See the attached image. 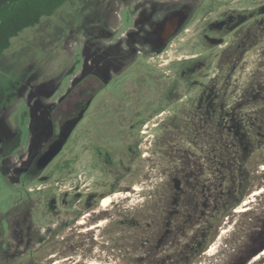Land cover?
Here are the masks:
<instances>
[{"label": "flooded vegetation", "instance_id": "af4514ba", "mask_svg": "<svg viewBox=\"0 0 264 264\" xmlns=\"http://www.w3.org/2000/svg\"><path fill=\"white\" fill-rule=\"evenodd\" d=\"M202 2L118 0L110 5L114 14L112 26L102 24L101 18L94 24H85L86 36L96 41L98 47L88 49L80 73L62 92L54 96L52 92L57 86L43 85L48 87L45 95L27 97L20 93L34 87L33 84L18 86L14 106L19 100L21 114L14 121L6 118L14 127L5 117L0 123L4 126H0V173L20 188L17 199L5 213L8 238L4 263H85L94 254L101 256L95 253L98 248L105 251V255L111 251L116 258L118 252L122 253V257L126 256L125 264H174L187 254L194 258L199 246H205L209 219L213 215L208 214L210 197L221 201L224 210L247 200L241 202L252 176L247 173L246 183H237L236 189L241 195L228 206L230 190H225L226 180L221 176L218 162L211 159L212 143L205 157L201 146L206 142L205 146L209 147L213 132L217 131L225 142L229 143L232 136L242 151L250 153L253 145L250 137L257 136L264 127L261 117L264 110V29L261 27L264 2L257 8L263 22L261 17L256 20L255 31L236 32L235 49L241 78L238 98L230 101L229 80L225 79L219 86L209 87L205 99L197 97L194 108L198 112L192 117L178 111L173 113L179 121L176 129L180 138L176 141L180 147L189 146L190 152L182 159L178 157V170L172 175H163L158 186L146 184L142 192H134L138 189L134 183L140 166L150 157L145 148L152 134L146 129L153 117L138 123L128 117H121L120 121L111 119L102 124L104 127L89 123V108L111 67L124 70L135 57L158 56L181 34L190 36L187 40L191 38L190 46L196 51L201 50V39L211 40L202 28L188 33L195 20L203 23L205 16L202 15L211 11L202 9ZM233 20V15H226L208 20V25L233 31ZM153 34L159 39L174 35L157 51L159 43L152 40ZM106 39L110 43L102 42ZM213 40L218 46L223 43L222 38ZM204 56L203 51H197L177 57L176 62L178 68L195 69L206 64ZM79 114L62 148L39 168V156L57 139L61 127ZM163 122L159 119L151 125L164 129ZM80 125V132L69 143ZM162 146H166L163 141ZM135 195H141V201L134 200ZM106 196H110V200L103 206ZM198 215H209L200 237L196 229L192 233L188 231L196 228Z\"/></svg>", "mask_w": 264, "mask_h": 264}, {"label": "rangeland", "instance_id": "374dc122", "mask_svg": "<svg viewBox=\"0 0 264 264\" xmlns=\"http://www.w3.org/2000/svg\"><path fill=\"white\" fill-rule=\"evenodd\" d=\"M116 1L118 0H67L51 15L43 16L38 24L24 28L10 39V46L0 56V123L5 117L4 120L14 127L10 120L14 121V118L21 114L22 106L18 105L19 100L14 106L18 99L16 90L19 85L34 86L25 88V91L20 93L21 96L45 95L48 87L43 85L57 86L52 92L57 96L64 87L72 83L84 65V54H87L88 49L98 47L96 41L86 36L85 24H94L97 18H101L102 24L112 26L114 14L110 5ZM263 2L264 0H203L201 8H208L211 11L202 15L205 16L203 23L202 20H195L190 25L188 33L202 28L204 34L210 37L211 40L201 39V50H197L205 54V61L207 59L205 65L200 64L195 69L189 66L178 68L177 57L182 58L197 52L190 46L191 38L187 40L190 36L181 34L172 40L162 54L151 57L138 56L127 69L121 70L113 66L106 72L104 85L89 108L88 117L91 118L89 123L95 122V126L104 127L103 123L111 119L120 121L121 117L133 118V123L154 118L148 121L146 129L147 133L154 135L153 141H150L152 135H149L146 143L148 148H145L150 157L140 166V172L134 183L138 189L134 192H142L146 184L158 186L163 175H172L178 170V157L182 159V156L190 152L189 146L182 144L180 147L176 141L180 138L177 137L179 130L176 129L179 128V121L174 118L173 113L178 111L192 117L194 112H198L194 108L197 97L204 98L209 87L219 86L225 79L229 80L227 95L230 101H236L241 80L238 50L235 49L238 44L236 32L255 31L256 20L261 17L263 22V16H259L257 12L258 6ZM226 15H233L235 27L232 28H235L233 30L235 32L232 29H217L208 25V20ZM261 27L264 29V22ZM217 38L223 39L220 46L213 40ZM102 42L107 44L110 40L106 39ZM225 42L229 45L225 46ZM262 112L263 121L261 119L259 121L264 123V110ZM7 117L11 119H6ZM159 119L164 120L163 125L166 128L160 129V126L151 125ZM80 127L81 125L77 127L69 143L76 138ZM250 138L253 140L250 153L242 151L237 140L232 136H229V143L225 142L221 133L217 131L213 132L209 147L205 146L206 142L201 146L203 147L201 153L205 157L212 143L211 159L215 163L218 162L221 176L226 180L225 190H230L227 196L228 206L236 196L241 195V191L236 189L237 183L245 184L247 173L252 176L250 184L246 185L249 187L247 193L241 201L247 199V204L243 210L237 209L241 203L224 210L221 201L210 197L208 214L213 213V215L210 219L209 215H198L196 228L188 230L192 233L196 229L200 237L205 225L204 220L208 218L209 231L205 246H199L194 258L187 254L174 264H262L264 262L262 257L258 260L253 259L259 249L264 248V127L257 136L253 135ZM162 141L166 145L165 148L160 147ZM19 190L18 185L5 180L0 173V264H15L14 261L4 263L8 238L5 213L17 199ZM255 190L259 192L253 195ZM134 200L141 201V195H135ZM9 239H12L10 233ZM199 242H202L200 238ZM104 252L97 248L95 253H101L100 257L94 254L96 258L93 255L88 259L89 262H78V264H122V262L125 264L126 256L122 257V253L118 252L116 258L110 254L111 251L107 254L109 257ZM128 256L130 257L129 254Z\"/></svg>", "mask_w": 264, "mask_h": 264}, {"label": "trees", "instance_id": "16d2710c", "mask_svg": "<svg viewBox=\"0 0 264 264\" xmlns=\"http://www.w3.org/2000/svg\"><path fill=\"white\" fill-rule=\"evenodd\" d=\"M67 0H0V56L10 46V39L24 28L51 15ZM260 250V249H259Z\"/></svg>", "mask_w": 264, "mask_h": 264}, {"label": "water", "instance_id": "95a60500", "mask_svg": "<svg viewBox=\"0 0 264 264\" xmlns=\"http://www.w3.org/2000/svg\"><path fill=\"white\" fill-rule=\"evenodd\" d=\"M157 32L158 31H155L156 35H157ZM153 35L154 36H153L152 40H154V41L159 43L157 51H160V50H162L165 47L167 42L172 38V36L174 34L169 35V37H167L166 39H159L155 34H153ZM80 116H81V114H79L77 117L69 120L68 122H66L61 127L57 139L54 140L50 144L48 149L46 151H44L39 156V159H38L39 168L44 167L54 157V155L59 152V150L62 148L64 142L66 141L67 137L69 136L71 130L75 126L76 122L79 120Z\"/></svg>", "mask_w": 264, "mask_h": 264}, {"label": "bare ground", "instance_id": "6f19581e", "mask_svg": "<svg viewBox=\"0 0 264 264\" xmlns=\"http://www.w3.org/2000/svg\"><path fill=\"white\" fill-rule=\"evenodd\" d=\"M258 192H259V190H255L254 194H256V193H258ZM254 194H253V195H254ZM109 200H110V196H106V197L103 199L102 205H103V206H106V205L108 204ZM246 204H247V200H245V201L240 205V207L237 208V209H238V210H243V207H244ZM261 257L264 258V248H263V249H260V250H259V251L253 256V259L258 260V259H260ZM253 263H254V262H253ZM92 264H94V263H92ZM262 264H264V262H263Z\"/></svg>", "mask_w": 264, "mask_h": 264}]
</instances>
